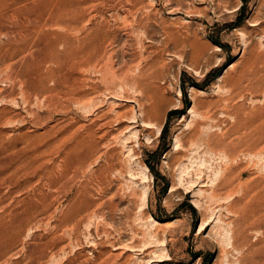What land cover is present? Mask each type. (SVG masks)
I'll return each instance as SVG.
<instances>
[{
	"label": "rangeland",
	"instance_id": "obj_1",
	"mask_svg": "<svg viewBox=\"0 0 264 264\" xmlns=\"http://www.w3.org/2000/svg\"><path fill=\"white\" fill-rule=\"evenodd\" d=\"M0 264H264V0H0Z\"/></svg>",
	"mask_w": 264,
	"mask_h": 264
}]
</instances>
